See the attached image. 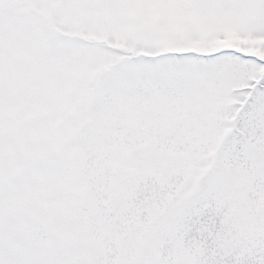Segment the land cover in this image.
<instances>
[{"label": "snow or ice", "instance_id": "1", "mask_svg": "<svg viewBox=\"0 0 264 264\" xmlns=\"http://www.w3.org/2000/svg\"><path fill=\"white\" fill-rule=\"evenodd\" d=\"M0 264H264V0H0Z\"/></svg>", "mask_w": 264, "mask_h": 264}]
</instances>
